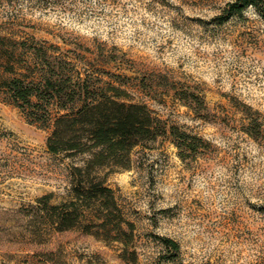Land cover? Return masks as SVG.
<instances>
[{
  "label": "rangeland",
  "instance_id": "rangeland-1",
  "mask_svg": "<svg viewBox=\"0 0 264 264\" xmlns=\"http://www.w3.org/2000/svg\"><path fill=\"white\" fill-rule=\"evenodd\" d=\"M230 1L0 0L1 35L90 68L203 139L183 158L168 133L109 175L136 226L137 260H125L122 243L40 217V197L70 198L83 157L50 152V129L0 94V264H264V135L246 131L264 121V19L253 6L220 19Z\"/></svg>",
  "mask_w": 264,
  "mask_h": 264
},
{
  "label": "trees",
  "instance_id": "trees-1",
  "mask_svg": "<svg viewBox=\"0 0 264 264\" xmlns=\"http://www.w3.org/2000/svg\"><path fill=\"white\" fill-rule=\"evenodd\" d=\"M253 6L264 19V0H232L220 19ZM9 43L13 48L8 47ZM8 45V46H6ZM0 94L21 108L31 123L50 129L47 146L54 154L83 157L71 165L70 198L52 202L53 194L37 200L40 217L55 231L79 228L106 241L124 245L122 257L137 260L136 226L129 220L109 186L111 173L129 169L135 147L171 134L180 156L197 153L203 139L177 125H168L127 89L105 80L86 66L52 52L0 34ZM246 131L264 135V121L252 118ZM179 250L175 240L164 238Z\"/></svg>",
  "mask_w": 264,
  "mask_h": 264
}]
</instances>
